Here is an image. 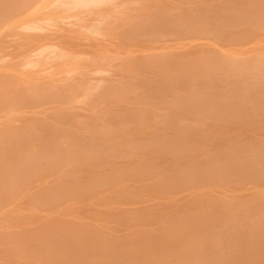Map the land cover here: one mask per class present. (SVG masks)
I'll list each match as a JSON object with an SVG mask.
<instances>
[{"label":"rangeland","instance_id":"rangeland-1","mask_svg":"<svg viewBox=\"0 0 264 264\" xmlns=\"http://www.w3.org/2000/svg\"><path fill=\"white\" fill-rule=\"evenodd\" d=\"M12 1H19V0H0V2H12ZM104 1L106 2V0H87L86 2L77 1L76 2L77 4L74 3L73 5L69 6L70 8L66 6L64 8L63 6H59L58 4H55L54 0H44L43 2L38 4V5L42 4L40 6H36L37 4H35V9L37 7L39 8L37 10L32 9L33 11L31 12L29 16L21 15L17 17L14 23L8 24L1 31V34H0V39H1L0 40V90H1L0 91V97H1L0 102L3 100V103H0V114H1L0 115L1 116L0 117V122H1L0 127H1V124L5 127V124L6 126H8L9 123L10 124L12 123L16 126L21 125L20 127H21V130L23 131L24 137L27 138L28 136L27 140L29 141V143L32 140L34 141V143L33 141L31 143L34 144L36 150L38 146H41L42 144L46 145V147L52 148L50 146V143H52V140H53V143H56L59 146H62L63 148H68V150L66 149V151L68 153H71L70 154L71 156L76 155V152L73 146L75 143H77L78 141L77 138L80 136H83V134H85L84 136L91 137V138H92V135L98 138L99 137L104 138V136L105 137L107 136L106 137L107 139L105 140L108 141V138H109V141H111V144H114L113 146H115L113 147L112 145H110L113 148H103L101 151L98 150L97 152H93L92 154H90L91 156L89 155L88 159H89V163L91 166L89 165V163L88 165H83L79 161L70 162V159H66V161L63 162V161L58 160L59 158L56 157L58 156V154L51 153L47 155L46 154L40 155L39 153H35L36 152L35 150L34 158L37 159L36 163H37L39 171L37 170L38 172L35 174L33 178V181L35 182L34 185L36 187L33 186L34 189L33 191H31V193H33L32 197L29 196L31 195V193H29L26 190L25 186L19 187L17 186V184H14L12 182H9L10 185L8 183V188L6 189V191L0 190V192L2 191L1 193H7L10 197L9 201L5 203L7 205V209L10 210V213L8 215L6 213H5L6 215L2 213L0 214V221H1L0 224L4 226H8L11 229H13V231L16 230L17 232L13 236L6 235L11 240L4 247L10 253H12V256H17V259L21 255L26 256V258L29 259L27 261H32V264L33 263L34 264L36 263L38 264H65L64 261L66 259L69 260L71 256H72L71 258L73 257L75 258L74 254L70 253L71 256L68 254V255H64V257H60V255L59 256L56 255L55 254L56 250L55 251L53 250L56 248L57 244L60 243V240L58 239L57 236L50 237L47 233L49 232L51 227H54L53 232H55L56 235L58 233L65 232V236H66L67 233H72L74 231L80 232L83 228H85L87 229L88 232H93L95 234L97 233V234L103 235L104 240H107L111 244L121 242L127 239L128 237H130L131 234L139 238L141 233H151V236H150L151 240H160L158 245L164 246L163 249L165 250L166 253H168L169 248L167 246H169L173 238H177V237H160V232H159L160 222L158 220L162 221L161 217H167L166 215H163V208H167L169 205L171 208H175V213L178 216L198 215V217H205L206 213L212 212V213H217L218 214L217 216L222 217L220 215H222V212L224 210H228V211H233L235 209L238 210L240 203L248 202V208L250 209V214H251L250 217H230V219H232L233 223L237 225L242 221L250 223V225H254V224L263 225L264 224V117H260L257 119H249L245 122L236 120V121H230V122H224V123H221V122L217 123V122H213L209 120V121H205L202 123L201 122L184 123L185 126L193 128L198 133L202 132L204 134L200 136L196 134V136L190 139L189 142L188 140H186L185 141L186 144H184L185 151L184 153H182L181 151L180 156L175 155V153L173 152H171L170 154L163 153L161 149L157 148V147H160L161 143L158 141V139H155V138L156 136L160 137L164 135L165 136L173 135L172 133L173 130L165 123L162 124V122H159L158 120L157 121L155 120L156 121L155 122L150 117L151 115L150 113L152 112V106H149L144 103L143 104L132 103L134 100H137V98L140 97L142 94H146L147 92L146 80L147 82H150L151 77L153 76L152 72L148 70H145L144 72H142L141 75H139L138 72H141L143 70L142 69L139 70L140 65L137 62H135V60L136 58H141L142 56H146V53L148 52L145 50L149 49L151 47L150 46L151 44H155L158 46L159 45L169 46V44H172V45L176 44L175 46H178L177 44L181 43V41L189 42L190 40H187V41L185 39L180 40V39H177L178 38L177 36L171 35L170 36L171 40L168 42H166V40L165 41L163 40L154 41L155 39L154 40L151 39L152 35L150 33L145 34L144 36H141V37H137L134 34L135 28L131 27L132 25L131 21L125 18L129 17L128 19H130V16L140 13V15H142L145 19V21L143 22V25L146 28H151V25L153 23L152 19L154 17V14L152 11L154 9L147 7L148 6L147 4H151V5L155 4L157 5L155 9L158 8V10L162 11L164 15L166 14L170 15V14H176L178 12L179 9L177 7H179L178 5L179 2L177 1L176 3L178 4L175 5V2L173 0H138V1L134 0L135 2L132 1L131 3L133 4H130L128 0L131 6H127L125 9H123L122 6L126 5L125 3L123 4L124 2L123 0V2L121 1L122 3L119 2L117 4L118 5L117 9H115L116 5L114 2H113L114 4H111V6L112 5L115 6L113 8L112 7L110 8L109 7L110 5L107 6L108 4H106V6L109 7L108 9L107 7H105ZM107 1L108 3L112 2L111 0H107ZM98 3H100L101 5ZM103 3H104V6H103ZM95 5L96 6L100 5L104 7L103 9H108L107 11H103L101 13L102 15L105 14L104 15L105 17L102 16L101 19H99L100 21L98 22H103V20L107 21L108 19L106 20L104 18H107L109 13L112 17H113L112 13L113 14L117 13L118 15L120 13L122 15L118 16L116 14L117 18L114 16L113 21L111 20L113 18L109 15V17L111 18V19L109 18L110 20H108L107 22H103L100 25H97V27H95L96 25L94 23H93L94 24L93 26L91 23L89 24L88 19H87L88 21L87 22L86 19L84 18L87 16L84 12L87 13L89 11L88 13H90L91 10H93V8L96 7ZM144 5H147V6L145 7ZM73 6L74 8H72ZM89 6L90 7L94 6V7L89 9L90 8ZM140 6H143V7L140 8ZM99 7H96L94 9H99ZM120 7H122L121 8L122 10L120 9ZM130 7L133 9L130 10ZM54 8L56 10L62 9L63 12L62 10L60 12L55 11ZM66 8L68 9V12H70L71 17L70 15H68L69 14L68 12H67L68 14L64 13V10L65 12L67 10ZM78 8L79 9L81 8L80 14H78L79 13ZM46 9L48 10L50 9L49 11L52 13H50ZM225 9L227 12L226 21L224 20V23L222 22V25L225 30H229L230 33L234 35V38H232V40H234L233 42L235 44H239V43H245L249 41L247 46L245 47L254 49L253 50L254 52L250 56H246L244 54L242 55L243 57L238 56L235 58L234 55L229 53L232 57H234V60L232 58H228L226 63L228 62L227 65H230L231 63L232 65L238 67L239 69H243V67L246 69L248 67L247 71H244L242 75L244 74H248L250 76H252L251 74L256 75L254 77H250L249 79L258 83L260 82V80H264V0H229L227 8ZM73 10H74V13L72 14ZM126 10H130L132 12V15H129L130 14L129 11H127L128 12L127 14ZM60 13L62 15H60ZM75 13L78 15H76ZM15 15L17 14L15 13ZM36 16H40V18L39 17L37 18ZM44 16L47 18H45ZM54 16L55 18H57L56 16H58V18L59 16L66 17V20L64 18H61L62 20L59 18L61 21L57 19H54V21L61 22L62 26L60 25V23H58V25L62 27L61 28L62 32L67 30L64 32L66 33V35L68 33L67 36H70L69 34H71L69 41L65 40L67 41L66 43L67 45L66 44L64 45L67 49L69 48L71 49V45L74 44L73 43L74 39H75L76 44L78 43V40L81 39L83 42L84 41L85 43L87 42L88 45L87 46L82 45L83 49L86 47L87 48L84 50L80 49L81 50L80 51L78 48H81L80 47L81 45L78 47L77 46L78 44L77 45L75 44V46L78 47L77 49L80 51L79 53H81L82 51L89 53L90 52L89 50L91 49H92V52L89 54H85V52L83 54H79L78 52H76V55H74L76 51L75 49V51L73 52L74 54L68 53L72 55V57L74 56L73 58L75 59H73L69 55L70 56L69 58H72L74 62L71 61L72 59H70V61L66 63L64 62V60L68 61L69 58L68 60L64 58H67V56H64V58L59 57L60 59H62V61L59 58H57L56 60L61 61V63L64 62V64L66 63L65 64L66 66L64 64L60 65L61 63L59 61L58 63L60 64L53 63L56 61L55 60L52 62V65H50L51 63L50 64L47 63V66L50 65L53 67L54 65H57V67L54 66L55 68H57V70L54 67L53 68L50 67L51 69L47 70L46 67L40 63V61H36L39 56L37 57L36 60L34 57L32 58L30 57V59H27L28 56H25L27 58L22 60L24 53L20 55V50L22 48L21 53L24 52V49L22 47V43H23L22 41L25 38L20 37V36L23 33L25 35L27 33V36H29V33H31L32 35L33 34L35 35V33L36 35L39 33L41 34V32L42 34H46V32L47 33L49 32V29L52 31V32L50 31V34H52V33H55L54 32L55 28H56V32L60 31L61 29L58 28L59 26L57 24H56L57 26H55L53 24L51 25L50 23V22H54L53 21ZM81 16H82V19H85L84 22L86 24H85V27L80 26L81 28L80 29L78 26L80 25V23L82 25L84 23V22L82 23V19L80 22L76 24L77 26L74 25L75 23L72 24L71 20L75 19V21L77 22L79 21ZM137 16L139 19V14L136 15L135 17ZM33 17H36L35 20ZM68 17L70 18L68 19ZM118 17H121L120 21H118L119 20ZM32 19L34 20V22ZM37 19H39L40 21ZM48 19H51V20H48ZM42 20H45L47 23ZM125 20L127 21L125 22ZM41 21L43 22L44 26L47 27L48 25L49 29L45 28ZM62 21H63V24L70 26L68 27L69 32H68V29L63 28ZM65 21L66 22L68 21L69 23L67 22L68 24H66ZM117 21L118 23L123 21L125 22V24H123L122 22V26H119V24H117ZM35 22H37L38 24L37 23L35 24ZM40 23L42 24L41 27H39ZM112 23L114 25H112ZM126 23L128 24L127 25L128 27L127 26L124 27ZM110 24L112 26H116L115 24H117L119 28L118 26H116V29H115L116 31H114L115 27L112 28L114 31L112 33L110 32L112 30L110 27L111 26ZM74 26H76V30ZM16 27H19V28L17 29ZM86 27L90 28L91 30L87 29ZM123 27L125 30L123 29ZM15 28L17 30H15ZM82 28H84V30ZM107 28L111 30L108 31L106 30ZM11 29L12 30L14 29V30L12 31ZM85 29H87V31ZM96 29H98V31ZM234 30H236V32L238 33L234 32ZM20 31L21 32L24 31V32L21 33ZM25 31H29V32H25ZM125 31L127 33L126 36H125ZM5 32H8V34H6ZM62 32L60 31V34L63 35L64 33ZM15 33L18 34V36H16ZM119 33L122 36V38L127 37L126 40L128 39V42L127 41L126 43L122 42L124 40L120 39L121 36L120 37L118 36ZM110 35L112 36L114 35L113 38L115 39L113 40L115 42H112L113 41L111 38L112 36ZM18 37H20V40H22L21 41L22 43L20 42V46L18 45L16 46V44H18L17 42L20 41L18 40ZM77 37H80V38L78 39ZM109 37L111 38V40H109ZM129 37L131 40L129 39ZM76 38H77V41H76ZM141 39H144L143 45H147L146 47L142 45V42L140 41ZM223 39H228V37L224 36ZM10 40L11 41L14 40L13 41L14 43L17 40V42L14 44ZM80 42L81 41H79V43ZM101 42H103L104 44ZM11 43H13L12 44L13 47L12 45H8L9 47L8 48L7 44H11ZM90 43L96 49L91 48L92 46H89ZM235 44H233V46ZM98 47L99 48L102 47V49H99ZM15 48L20 49V50H16ZM73 48L70 51H72ZM197 49H198L197 47L176 48L175 53H178L181 56H186V54H189L193 51H197ZM46 51L47 50L45 51L41 50V52L43 53V54L42 53L40 54L41 57L45 53H47ZM93 51H96L97 54H93ZM88 55H90V57H88ZM100 55H102L105 58L104 59L100 58L101 61H99L98 59V61L100 62L99 64L97 61H95V58L97 60V57L99 58ZM87 57L89 58V60L87 59ZM129 57H131V59ZM102 59H103V62H102ZM24 60L25 62H23ZM22 62L24 64H22ZM93 62H95L96 64L98 63V66H96L95 64V66L93 67L92 65L94 64H91ZM79 63H81L80 67H82L83 70H80L79 66H77ZM239 63L243 67H239ZM42 65L44 67L43 69L47 70L48 73H50V70L51 72L54 70L52 73L57 71L58 73L55 72L52 75L56 77L60 76L62 78L65 74L69 75V77L67 75L64 76L66 78H74L75 76L80 77L82 73L92 72L94 71L93 69L96 67L95 72L99 70V73H97L98 72L97 71L96 73L98 75L96 76L95 75L96 73H95L94 77L100 80L102 79L107 80L111 76L113 77L114 75H117L114 77L121 78L122 82L121 84H119L118 88L111 90L106 95L107 97L103 96L104 97L103 99H105L106 101L103 100L102 98L97 97V95L100 96V93H97V92H100L101 88H102V92L105 91L104 90L105 85H102L104 84L103 81H102L103 83L101 84L102 87L98 86L100 89L97 90L96 92L94 91H95V87L97 83L96 84L92 83L93 85L89 87L87 86L88 88H86L83 85L84 86L83 88L78 87L79 88L78 89L77 87H75L78 90L75 88L74 89L68 88V90L66 89L67 90L66 91L64 88V89H60L62 91L59 90L60 92H58L57 89L59 88L52 89L50 88L51 86L49 88L48 86L47 87L45 86L46 85L45 82L48 79H53V76L43 77V76H46L45 74H43V76L39 78V81H35V82L31 81V77H34V74L36 73L35 70L38 68L37 70L39 71L40 70L39 66L42 69ZM87 65H89L88 66L89 69L86 70L84 69V67L86 68ZM75 66L78 67L79 69H77ZM71 68H73L74 70ZM58 69L60 70L58 71ZM28 72L29 73L31 72L32 74L31 73L28 74ZM12 74H14L15 76ZM37 74L38 73L35 74V77L37 76ZM62 74L64 75L61 76ZM28 75L30 76L28 77ZM47 75L49 76L50 74H47ZM16 76L20 78L18 79V77L16 78ZM23 77H26V78H23ZM36 78H38V76ZM41 78L43 79L41 80ZM98 79H94V80H97L98 82ZM21 80H24L23 82H25V84L23 85L25 86H22L23 82ZM25 80L29 82L27 83V81ZM18 81H21V82L17 83ZM5 82L8 84H6ZM39 82H40V85H42V83L45 84L43 85L44 89L42 86L39 85L35 87L36 89L39 87L38 90L36 89L32 90L34 88V85L35 86L38 85ZM93 82H96V81H93ZM14 83L17 84V86L14 85ZM31 83H34V84L31 85ZM28 88L30 89L29 91H28ZM222 88L228 89L229 86H222ZM263 88H264V85H263ZM3 89H6V90H3ZM14 89H16L17 91L16 90L14 91ZM48 89L49 91H47ZM51 89H52V92H51ZM69 89L74 90V92L80 90L79 92H76V95L73 94L74 93L73 91H71L73 92L72 93L73 96H76V98H74L73 100L72 98L69 99L70 98ZM53 90H54V94H53ZM85 91H87V93H85ZM2 93H6V95ZM22 95L24 97L26 96L25 99ZM89 95L91 96L89 97ZM9 97H11V100H9L10 99ZM20 97H22V100ZM43 97L46 99H44ZM2 98H6V99H2ZM16 98L17 99L20 98V99L17 100ZM96 98L98 101L95 100ZM4 100L6 102H4ZM107 100L108 101L110 100L109 101L110 103ZM20 101L21 102L23 101V102L21 103ZM105 102H107L110 105L106 103L105 104L106 107H105L104 106ZM19 103L23 105H20ZM94 105L96 108L93 107ZM23 106L29 107L30 109L23 107ZM48 107L49 108L52 107L53 109L52 108L49 109ZM92 107L98 110L97 111L95 110V112L94 111L92 112L91 111L93 109ZM99 108L100 109L102 108L101 111L99 110ZM253 108L256 109L257 107L254 106ZM260 108H257L255 111L259 109L258 112L259 113L261 112L262 114V112L264 111L263 109H260ZM81 111H84L82 112L83 114L88 113L86 115H90V116H92L93 114L98 115L99 119L95 121L88 119L86 122L84 118L77 117L80 114H82L80 113ZM68 113H71V114H68ZM22 115H25V116L22 118L21 117ZM32 115H34L33 118H32ZM109 115L111 116L109 117ZM37 116H40V117H37ZM105 116H108V118ZM18 117L22 119L23 121L20 119H17ZM28 117L30 119H28ZM80 117L82 116L80 115ZM75 119H78V120H75ZM83 120L84 122H82ZM22 124L25 126L22 127ZM83 124L84 125L86 124L85 129H82L81 127V126H84ZM88 124H90L94 129L87 127ZM88 130L93 131L94 134H91L92 132H88ZM174 136L176 137V135ZM35 139H36V142L39 141V143H42V144H39L37 142L38 146H36L37 143L35 142ZM61 139H64V140H61ZM90 140H88V142H90ZM162 146H166V145H162ZM71 149H72V152H71ZM118 150L119 152H117ZM122 150H123V153H122ZM109 151H110V154H109ZM97 153L103 156L104 158H106V159H103L105 161L109 160L113 162L116 159L115 157L117 156L118 157L117 159L122 162L120 166L123 167L124 166L123 163L125 164V166L123 167L124 174L120 180H117L114 183L113 182L109 183L107 182L106 178H102L101 180L97 182L94 181L93 179L90 180L91 176H89L88 178V175L86 174L87 171L85 170L90 167L93 168L94 161L93 159H91V157H94L95 154ZM113 153H115L116 156ZM25 154H27V152ZM172 156L180 157V160H178V163H177L180 166L179 167L180 169H183L185 167L184 165L186 164V160L195 159V157H198L197 159H199L200 161H205L207 159H215L216 163H220V164H224V162L229 163L230 161L235 162L239 165L238 167L239 172L238 171H231L230 173L224 172V174H227V175L226 176L223 175L224 177L215 179L213 183H210V182L191 183L193 186L195 184V188L194 187L190 188L189 186H185L189 188H183L182 190H186V189L188 190L177 194L175 192L177 189L171 190L172 191L171 192L169 191L168 188H165V186H163L164 174L162 173V170L160 167L161 163L171 161ZM175 158L176 157H174V159ZM142 160L144 162H141ZM55 161L62 163V165L58 167L55 166L56 168H48L46 165H44L45 163H48V162L56 163ZM193 164H195V162ZM246 165H251L252 167L251 166L246 167ZM97 168H100L98 172L104 173L106 169L111 170L112 167H110L109 169L107 168V166L97 167ZM97 168L95 167V169ZM111 171H113V168ZM44 175L48 178L45 179ZM87 179H89L90 181ZM39 180L43 182L40 185H38L40 183ZM47 181L50 183H48ZM37 182L39 183L36 185ZM67 189H69L71 192H67L68 191ZM21 192L23 193L20 195ZM63 192L66 193L65 196L66 195L68 196L66 197L61 196V195H64ZM26 193H29V194L25 196ZM18 194L20 195V198L16 200L17 198L16 195ZM22 195H24V197ZM33 195L37 196V198H34ZM28 196L30 197L29 198L30 201H28L29 200L27 198ZM50 198L52 199L50 200ZM136 207L141 208V210H132V211L130 210V212H128L129 211L128 210L125 213H123L122 211L124 209L136 208ZM118 212L119 214L117 216H111L112 213H118ZM259 220H263V221H261L260 223ZM21 223H26V224H22V225H26L25 227L27 229L25 231L24 230L22 231V228H19V226H22V225H19ZM163 224L166 225L167 223L163 222ZM18 231H20V233ZM0 248L2 249L3 245H1ZM254 251L256 252V250H253V252ZM58 252L60 253L62 252V250L57 251L56 253ZM0 253L3 255V257H4V254H6L5 252L4 253L0 252ZM78 253L80 254L79 256H81L82 253L80 252ZM41 254L45 255V257L49 259L47 260L49 262L47 263L44 262L47 258L44 257L45 259H43ZM250 256L254 258L249 261V264H258V263L262 264V261H260L259 257H257L259 256L258 254L251 253ZM15 258L14 260H16ZM1 260H2L1 263H3V259ZM20 261L24 262L26 260H20Z\"/></svg>","mask_w":264,"mask_h":264},{"label":"bare ground","instance_id":"bare-ground-1","mask_svg":"<svg viewBox=\"0 0 264 264\" xmlns=\"http://www.w3.org/2000/svg\"><path fill=\"white\" fill-rule=\"evenodd\" d=\"M43 1L44 0H19V1H12V2H0V34H1L2 29L5 26H7L8 24L14 23L16 21L17 17H19L21 15L29 16L31 14V12L33 11L32 9H35V4H37L36 6H40L42 4H40V5H38V4L43 2ZM54 1H55V4H58L59 6H63L64 8L66 6V7L70 8L69 6L73 5L77 1L86 2L87 0H54ZM111 1H112L111 3H108L107 0H106V2L104 1L105 7L110 5L109 7L113 8L115 6H113V5L111 6V4L115 3V5H116L115 9H117V7H118L117 4L121 1L123 2V0H120V1L116 0V2H115V0H111ZM125 1L128 2V0H124L123 4L125 3L126 5L122 6L123 9H125L127 6H131L130 4H133V3H131L132 1L135 2L134 0H129V2H130V4H129V2L126 3ZM136 1H138V0H136ZM173 1L175 2V5L178 4V3H176L177 1L179 2V4H178L179 7H177L179 10L176 14H170V15L169 14L164 15V13H162V11H159L158 8L155 9V7H157V5H155V4L154 5L153 4L152 5L147 4L148 6L144 5L145 7L147 6L151 9H154L152 11L154 14V17L152 19L153 23L151 25V28H146L143 25V22L145 21V19L142 15H140V13H138L139 19H138V16L135 17L138 14H136V15L134 14L135 16L132 15V12L130 10L133 8H131V7H130V10H126V12L129 11V13H130L129 15H132V16H130V19H128L129 17L128 18L123 17V18L131 21V24H132L131 27L135 28L134 34L137 37H141V36H144L145 34L150 33L152 35L151 39L152 40L155 39L154 41H158V40L165 41L166 40V42H168L171 40L170 39L171 35L177 36L178 37L177 39H180V40H184V39L186 41L190 40L189 42H184V41L182 42L181 41V43L177 44L178 46H175L176 44H174V45L169 44V46L165 45L166 46L165 47L164 45L158 46L155 44H151L150 45L151 47L149 49L145 50L148 52V53H146V56H142L141 58H136V60H135V62H137L140 65L139 70H141V69L143 70L141 72H138L139 75H141L142 72H144L145 70H148V71L152 72L153 76L151 77L150 82H147V80H146V83H147L146 94H142L140 97L137 98V100H134L132 103H141V104L144 103V104H147L149 106H152V112L150 113L151 114L150 117L154 121L158 120L159 122H162V124L165 123L166 125H168L173 130L172 131L173 135H166V136L164 135V136H160V137L155 135L156 136L155 139H158V141L161 143L160 147H157V148L161 149V151L163 153L170 154L171 152H173V153H175V155L180 156L181 151H182V153H184V151H185L184 144H186L185 143L186 140H188V142H189L190 139H192L196 136V134L199 136L204 134L202 132L198 133L196 130H194L191 127L185 126L184 123H191V122H196V123L201 122L202 123V122L209 121V120H211L213 122H217V123L218 122L224 123V122H230V121H236V120L245 122L249 119H257L260 117H264V112H262V114H261V112L259 113L258 112L259 109L257 111H255L257 108H260V107H261L260 109H263V111H264V88H263L264 80H260V82L256 83V82L249 79L250 77H254L256 75H253V74H251L252 76H250L248 74L242 75V73L244 71H247L248 67L245 69L239 63V67H243V69H239L238 67L232 65L231 63H230V65H227L228 62L226 63L228 58H232L234 60V57H232L229 53L234 55L236 58V57L242 56L244 54L246 56H250L254 52L253 51L254 49L245 47V46H247L249 41L245 42V43L235 44L233 42L234 40H232V38H234V35L232 33H230L229 30H225L223 25H222V22L224 23V20L226 21V13L227 12H226L225 8H227L229 0H173ZM100 3H98V4H100ZM106 4H108V5L106 6ZM127 4H129V5H127ZM100 5H97V6L95 5V6L99 7ZM120 5H122V4H120ZM103 6H104V3H103ZM63 7H61V8H63ZM92 7H94V6H91L89 9H91ZM96 7H94V8H96ZM100 7H99V9L93 8V10H91L90 13H88L89 11L87 13L84 12L87 15V16L85 15L86 17H84V15H83V17L86 19V21L88 19L89 24L91 23L93 26L95 24L96 25L95 27H97V25H100L101 23L107 22L108 20L111 19L109 17L110 13H109L107 18H104L105 14L104 15L101 14L103 11H107L109 9V7H107L108 9H103L104 7H102V6H100ZM122 7H120V9ZM141 7H143V6H140V8ZM38 8L39 7H37L35 10H37ZM72 8H74V6ZM85 8H83V9H85ZM80 9L78 10V12H79L78 14L81 13ZM46 10H48V9H46ZM61 10L55 9V11H58V12H60ZM54 12H53V14H54ZM62 12H63V10H62ZM67 12H68V9L66 10V12L64 10L65 14L69 13L68 15H70V12H68V13ZM15 13L17 15H15ZM50 13H52V12H50ZM61 13H60V15H62ZM73 13H74V10L72 11V14ZM56 14H58V13H56ZM78 14H76V15H78ZM116 14L112 13L113 17L114 16L116 17L118 15V14L117 15ZM127 14H128V12H127ZM119 15H122V14L119 13ZM102 16H104L103 17L104 19H106V20L108 19V20L104 21L102 19L103 22H98V21H100L99 19H101ZM106 16H107V14H106ZM36 17L40 18V16H36ZM36 17H33L34 20ZM56 17L57 18H55V16H54L53 21H54V19L60 20L61 18H64L66 20V17H60L59 16L60 19L58 18V16H56ZM70 17H71V15H70ZM70 17H68V19ZM45 18H47V17H45ZM118 18H119L118 21H120L121 17H118ZM64 19H63V21H64ZM81 19H82V16L79 19V21H77V22L75 21V19L71 20L72 24L75 23L74 25H76L78 22L81 21ZM85 19H82V23L84 22ZM34 20H33V22H34ZM37 20H39V19H37ZM48 20H51V19H48ZM76 20H78V19H76ZM111 20L113 21L114 18ZM127 20H125V22ZM42 21H45V20H42ZM60 21L59 22L54 21L55 23L54 22H50V23H51V25L53 24V25L57 26L58 23H60V25H61ZM63 21H62V24H63ZM118 21H117V24H119V26H122L123 21H121L119 23H118ZM67 22H66V24L69 23V22L68 23ZM125 22H123V24H125ZM36 23L37 22H35V24ZM96 23H98V24H96ZM114 23H115V21H114ZM245 23H246V21H245ZM42 24H43V22H42ZM42 24L40 23L39 27H41ZM85 24L86 23L84 22L83 23L84 26H83L80 23V25L78 24L79 25L78 27L79 28H80V26L85 27ZM117 24H115V25L118 26ZM112 25H114V24L112 23ZM112 25L110 26L111 29L115 27L114 31H116L115 30L116 26H112ZM127 25L128 24L126 23V25H124V27H126ZM22 26H21V28H22ZM43 26H44V24H43ZM76 26H74L75 30H76ZM119 26H118V28H119ZM44 27L48 28V25H47V27L46 26H44ZM68 27H70V26L63 24V28L68 29V32H69ZM124 27H123V29H124ZM16 28L18 29L19 27H16ZM16 28H15V30H17ZM58 28L61 29L62 27L59 26ZM109 28H107L106 30H108V31L111 30ZM51 29H52V27H51ZM82 29L84 30V28H82ZM87 29H90V28H87ZM87 29H85V30L87 31ZM54 30L53 31L57 34H55V33L50 34L51 30L49 29L48 33L45 31L46 34H42V32H41L42 35L40 33L37 35H36V33H35V35L34 34L32 35L31 33H29V36H27V33L25 35L23 33L24 31L21 32L22 31V29H21L20 32L23 33L22 35H24V36H22V35L21 36L19 35V36L23 37L25 39L22 41V40H20V37H18V40H20V41L17 42V40H16V42L18 43V44H16V46L17 45L20 46V42L22 41L23 43L22 42L21 43H22V47L24 49V52L21 53V50H22L21 47H20L21 50L17 49V48H15V49L20 50V55L24 53L22 60L27 58L25 56H28L27 59H30V57L31 58L34 57L36 60L37 57L39 56L36 61H40V63L43 64L47 70H49V69H51L50 67H52L50 65H52V62L55 61L57 58H59V57L64 58V56H67V58H64V59L68 60V58L70 56L72 57V55H70V54H74L73 52L75 51V49H76V51H75L74 55H76V52L79 53L81 51L80 49H83L82 45H84V46L88 45L87 42H86L87 43L86 44L85 41L83 42L81 39L78 40V43H77L78 45H77L75 43V39H74V42H73L74 44L71 45V49L73 47L74 48L72 51H70L71 49L70 48L67 49L64 44H66L67 41H69L71 34H69L70 36H67L68 33H67V35H66V33H64L67 30L62 32V29H61L60 31L62 33H64L62 35V34H60V31L56 32V28ZM96 30L98 31V29H96ZM8 31H10V30H8ZM40 31H38V32H40ZM72 31H73V29H72ZM77 31H76V33H77ZM95 31H93V32H95ZM114 31L112 29L110 32L113 33ZM25 32H29V31H25ZM88 32H89V30H88ZM118 32H120V31H118ZM234 32H236V30H234ZM5 33L8 34V32H5ZM58 33H59V35H58ZM71 33H73V32H71ZM80 33H81V31H80ZM236 33H238V32H236ZM30 34H31V36H30ZM121 34H122V32H121ZM126 34L127 33L125 31V36H126ZM16 36H18V34H16ZM66 36L68 39L66 38ZM110 36H112V35H110ZM118 36L119 37L121 36L120 33ZM224 36L228 37V39H223ZM13 37H14V35H13ZM113 37H114V35L111 37L112 40L115 39ZM77 38L79 39L80 37H77ZM77 38H76V41H77ZM111 38L109 37V40H111ZM126 38L127 37H123V38H122V36L120 37V39L124 40V41L121 40L124 43H126V41L128 42V39L126 40ZM129 39H130V37H129ZM202 39L205 42H203ZM206 39H207V41H206ZM65 40H67V41H65ZM13 41L14 40H12L11 42H13ZM79 41H81V42L79 43ZM136 41H138V40H136ZM140 41L142 42V45H143L144 39H141ZM199 41H201V42H199ZM112 42H115V41L113 40ZM13 43L7 44V47H8V45H12ZM101 43H103V42H101ZM129 43H130V41H129ZM75 44L78 47L81 45L80 46L81 48H78L77 46H75ZM233 44H235V45L233 46ZM89 46H92V44L90 43ZM143 46L146 47L147 45H143ZM12 47H13V45H12ZM185 47H197L198 49H197V51H193L189 54H186V56H181L178 53H175L176 48H185ZM86 48H84V49H86ZM91 48H94V47L92 46ZM89 49H87V50H89ZM94 49H96V48H94ZM99 49H102V47ZM165 49H167V50H165ZM14 50H12V51H14ZM41 50H43V51L47 50L46 51L47 53H45L42 57L40 55L42 53ZM89 51H90L89 53H91L92 49ZM84 52L82 51L79 54H83ZM68 53H70V54H68ZM89 53L85 52V54H89ZM93 54H97V52L93 51ZM98 54H100V53H98ZM90 55H88V57H90ZM229 55H230V57H229ZM101 56L102 55H100L99 58L97 57V60L95 58V61H97L99 64H100L99 61H101L100 58H103V59L105 58V57H103V56L101 57ZM88 57H87V59L89 60ZM72 58H69L68 61H65L64 59L63 60H64V62L67 63ZM129 58L131 59V57H129ZM73 59H75V58H73ZM73 59L71 61L74 62ZM98 59H99V61H98ZM103 59H102V62H103ZM60 60L62 61V59H60ZM58 61L56 60L53 63H58ZM61 61H59V62L61 63ZM23 62H25V60ZM23 62H22V64H24ZM64 62L61 64L60 63H58V64L63 65ZM47 63L48 64L51 63L50 65H48L49 67L47 66ZM98 63L96 64L95 62H93L91 64H94V65H92L94 67L95 64H96V66H98ZM80 64L81 63H79L77 66H79L80 70H83V68L80 67ZM43 65H42V69L40 68L41 65L39 66V69H40L39 71L37 70L38 68L36 70L34 69L35 72L38 73L37 74L38 78H36L37 76L35 77L36 73L35 74L33 73L34 77H31V81H34V82L39 81V78L42 77L43 74L46 75L43 77L53 76V79H48L46 82L43 81V82H45L46 85L44 83H42V85H40V82H41L40 81L38 83V85H36V86L34 85V88L32 90H35L36 89L35 87H37L39 85L42 86L44 89L43 85H45L46 87L48 86V88L51 86L50 88H52V89L53 88H56V89L59 88V89H57V91L60 92V91H62L60 89H64V88H65V90L66 89L68 90V88L74 89L75 87L83 88L84 86L86 88H88L89 86L97 83L96 87H98V86L102 87V85L106 86V87L104 86V90H105L104 92H102V88H101L100 92H97V93H100V96H101L100 97L99 95H97V97L103 99L111 90L118 88L119 84H121V82H122L121 78L114 77L117 75H114L113 76L114 78L111 76L107 80L106 79L100 80V79L94 77V74L97 71H98L97 73H99V70H97L95 72L96 67L93 69L94 71L82 73L80 77L75 76L76 78L75 77L74 78H66L64 76L67 75L69 77V75L68 74H65V75L62 74L61 76L64 75L62 78L60 76L56 77V76L52 75L55 72H57V71H55L54 73H52L54 71L53 69H52L53 70L52 72L50 70V73H48L47 70L43 69L44 68ZM111 65H113V64H111ZM54 66L57 67V65H54ZM88 66L89 65H87L86 68L84 67V69H86V70L89 69ZM99 66H101V65H99ZM90 67H91V65H90ZM73 68H74V66H73ZM73 68H71V69H73ZM76 68L79 69L78 67H76ZM55 69L57 70V68H55ZM59 70L60 69H58V71ZM68 70H69V68H68ZM86 70H84V71H86ZM81 72H83V71H81ZM30 73L28 72V74H30ZM64 73H66V72H64ZM75 73H73V74H75ZM92 73H93V75H92ZM97 73L95 74L96 76L98 75ZM47 74H50V75L48 76ZM12 75H14V74H12ZM12 75H10V76H12ZM29 76L30 75H28V77ZM17 77L18 76H16V78ZM19 78L20 77H18V79ZM23 78H26V77H23ZM42 79L43 78H41V80ZM94 79H98V82H97V80H94ZM11 80H13V79H11ZM21 81L23 82L24 80H21ZM21 81H18L17 83H19ZM25 81H27V80H25ZM93 81H96V82H93ZM102 81L104 82V84H102L103 83ZM28 82L29 81H27V83ZM87 83H88V85H87ZM98 83L100 85L101 84L102 85L100 86ZM6 84H8V83H6ZM12 84H13V82H12ZM23 84H25V82L22 83V86H25ZM32 84H34V83H31V85ZM14 85L17 86V84H15V83H14ZM26 85H28V84H26ZM222 86H229V88L224 89V88H222ZM96 87H95L94 92H96L97 90L100 89L99 87L98 88H96ZM38 88L36 90H38ZM77 88H75V89H77ZM16 89H14V91ZM52 89H51V92H52ZM3 90H6V89H3ZM29 90L30 89L28 88V91ZM47 91H49V89ZM71 91L74 92V90H70L71 94L73 93ZM79 91H76V92H79ZM76 92H74L73 94L76 95ZM6 93H2V94L6 95ZM70 93H69L70 98L68 97L69 99L72 98V100H73L74 98H76V96H73V94H72V96H73L72 97ZM85 93H87V91H85ZM53 94H54V90H53ZM8 95H9V93H8ZM91 95H89V97ZM4 96H2V97H4ZM25 97H24V99H25ZM44 97H46V96H44ZM9 98H10L9 100H11V97H9ZM20 98L22 100V97H20ZM20 98H18V99H20ZM2 99H6V98H2ZM44 99H46V98H44ZM95 100H97V98ZM103 100H105V99H103ZM97 101H95V102H97ZM4 102H6V101L4 100ZM0 103H3V100ZM27 103H29V102H27ZM106 103L107 102L104 103V106ZM20 105H23V104H20ZM108 105H110V104H108ZM254 106H256L257 108L254 109L253 108ZM23 107H26V106H23ZM93 107H95V105ZM26 108H29V107H26ZM51 108H49V109H51ZM3 109H4V107H3ZM93 109L91 111L95 112L96 109H94V110ZM101 109L99 108L100 111H101ZM4 111H5V109H4ZM91 111H89V112H91ZM60 112H62V111H60ZM82 112H84V111H81L80 113H82ZM68 114H71V113H68ZM86 114H88V113H84V114L82 113V114H80L82 117H80V115L77 117L84 118V120H86V122L88 119L94 120V121L99 119L98 115L93 114L92 116H90V115H86ZM89 114H91V113H89ZM24 116L25 115H22L21 117L23 118ZM110 116L111 115H109V117ZM33 117H34V115H32V118ZM37 117H40V116H37ZM105 117L108 118V116H105ZM105 117H104V119H105ZM17 119H20V118L18 117ZM28 119H30V118L28 117ZM20 120H22V119H20ZM75 120H78V119H75ZM84 120L82 122H84ZM20 123H21V121H20ZM11 124L9 123L10 126L9 125L6 126V124H5V127L1 124V127H0V190H4V191H6V189L8 188L9 182L17 184V186H19V187L25 186L26 190L29 193H31V191H33V189H34L33 186L36 187L34 185L35 182L33 181V178H34L35 174L39 171L37 163H36L37 159L34 158L35 153H39L40 155H43V154L47 155V154H51V153L58 154V156H56V157H58L59 158L58 160H60V161L64 162V161H66V159H70V162L79 161L83 165H88V163H89L88 157L90 154H92L93 152H97L98 150L101 151L103 148L115 147V146H113L114 144H111V141H109V138H108V141L105 140V139H107L106 138L107 136L106 137L104 136V138H102V137L98 138V137H94L92 135V138H91V137H86V136H84L85 134H83V136H80L77 138L78 141L73 146V148L75 149V152H76L75 156H71L70 155L71 153H68L66 151V149L68 150V148H63L62 146H59L58 144L53 143V140H52V143H50V146L52 148H49V147H46V145H43L42 143H39V141H37L39 144L43 145V146L42 145L38 146V143L36 142V139H35V142L37 143V145L36 144L35 145L38 146V148L36 150L35 146L33 144L34 141L32 140L33 143H31L32 141L29 143V141L27 140L28 136H27V138L24 137L23 131L21 130V127H20L21 125L16 126L14 124H12V125ZM74 124H76V123H74ZM85 125L81 126L82 129H85V127H86ZM88 125H90V124H88ZM88 125H87V127L94 129L91 125H90L91 127ZM23 126H25V125L22 124V127ZM88 132H92L91 134H94L93 131L88 130ZM85 133H87V132H85ZM174 135H176V137ZM90 138H91V140H90ZM37 140H39V139H37ZM61 140H64V139H61ZM88 140H90V142H88ZM155 143H157V142H155ZM110 145H112L113 147ZM162 145H166V146H162ZM35 150H36V152L34 153ZM26 152H27V154H25ZM71 152H72V149H71ZM117 152H119V150ZM98 153L95 154L94 157H91V159H93V161H94L93 162V168L90 167V168L85 170V171H87L86 174L88 175V178H89V176H91L90 180L93 179L96 182L101 180L102 178H106L107 182H109V183H112V182L114 183L117 180H120L124 174L123 173V171H124L123 167L125 166V164L123 163V165H124L123 167L120 166L122 162L117 159L118 157L116 156L115 153H113V154H115L116 159L113 162L109 161V160H106V161L103 160L106 158L99 155ZM122 153H123V150H122ZM109 154H110V151H109ZM177 156H174V157H176L175 159L172 156L171 161L161 163V166H160L162 173L164 174L163 186H165V188H168L169 191L177 189L175 191L177 194L188 190V189L182 190L183 188H189V187L195 188V184L193 186L191 183H196V182L213 183L215 181V179L224 177L223 175L226 176L227 174H224V172L230 173L231 171H238V167H239V165L237 163L231 162V161L229 163L224 162V164H220V163H216L215 159H207L205 161H200L199 159H197L198 157H195V159L186 160V164L184 165L185 167L183 169H180L179 168L180 166L177 164L178 160H180V157H177ZM55 162L56 163L48 162V163H45L44 165H46L48 168H56V167L62 165V163H60V162H57V161H55ZM141 162H144V161L142 160ZM194 162H195V164H193ZM91 164H92V162H91ZM102 164H104V165H102ZM248 164H250V163H248ZM89 165H90V163H89ZM106 166H107V168L109 166L112 167L113 171H111L112 168L110 170L109 169L110 167H109L108 168L109 170L106 169L104 173L98 172V170L100 168H97V167H106ZM247 166L250 167L251 165H246V167ZM95 167L97 169H95ZM41 168H43V167H41ZM41 168H39V169H41ZM85 171H83V172H85ZM47 175H48V173H47ZM46 178H48V177L45 176V179ZM41 180H39L40 183L37 182L36 185L38 183H39L38 185H40L41 183L44 182L43 180H42L43 182ZM87 180H89V179H87ZM50 181H51V179H50ZM52 181H54V180H52ZM48 183H50V182H48ZM9 185H10V183H9ZM185 186H189V187H185ZM67 190H66L67 192H71L69 189H67ZM1 192H0V214L6 213L8 215L10 213V210L7 209V205L5 203L7 201H9L10 197L7 193H1ZM171 192H169V193H171ZM22 193L23 192H21L20 195ZM29 193H26L25 196H27V194H29ZM32 194L33 193H31V195H29V196L32 197ZM65 194L66 193H64V195H61V193H60L61 196H64V197L68 196V195L65 196ZM20 195L19 194L16 195L17 196L16 200H18L20 198ZM10 196H12V195H10ZM22 196L24 197V195H22ZM29 196L27 197L28 199L30 198ZM34 198H37V196H34ZM51 199L52 198H50V200ZM28 201H30V199ZM130 210L131 211L132 210H141V208H138V207L128 208V209H124L122 211H123V213H125L127 211L130 212ZM61 214H62V212H61ZM118 214H119V212L118 213H112L111 216H117ZM163 215H166L167 217H161L162 221L158 220L160 222V228H159L160 237H177L178 238V239L173 238L171 240L172 242L169 244V246H167L169 248L168 253H166L165 250L163 249L164 246L158 245L160 240H151V237H150L151 233H141L139 238L137 236H133L131 234L130 237H128L127 239H125L121 242L115 243V244H111L107 240H104L103 235H100L97 233L95 234L93 232H88L87 229H85V228H83L80 232L74 231L72 233H67L65 236V232L64 233H58L56 235L55 232H53L54 227H51V229L49 230V232L47 234L50 237L57 236L58 239L60 240V243L57 244L56 248L53 251L56 250V252H57V251L62 250V252H60V253L55 252L56 255H58V256L60 255V257H64V255L69 254L71 256V254H74L75 258L74 257L71 258L72 257L71 256L69 260L66 259L68 261H66V260L64 261L65 264L66 263L67 264H83V262H84V264L85 263L86 264H123V263H125V264H249V261L254 258V257L250 256L251 253L258 254L259 256H257V257H259V260L262 261V264L264 262V224L263 225H255V224L250 225V223L242 221L237 225V224L233 223L232 219H230V217H250L251 214H250V209L248 208V202L240 203L238 210H236V209L233 211L224 210L222 212V215H220L222 217H219V216H217L218 215L217 213H212V212L206 213L205 217H198V215L178 216L175 213V208H171L170 205L167 208H163ZM259 221L261 223V221H263V220H259ZM163 222H165L167 224L164 225ZM22 224H26V223H21L19 225H22ZM25 226L26 225H22V226H19V228H22V231L23 230L25 231L27 229ZM30 227H29V229H30ZM18 232L20 233V231H18ZM16 233H17L16 230L13 231V229H11L10 227L0 224V246L3 245V248L2 249L0 248V252L6 253V254H4V257L0 253V256L2 255L0 257V264H32V261H27L29 259H27L26 256L21 255L20 257L18 256L19 258L17 259V256H12V253H10L4 247L11 240L6 235L13 236ZM21 234H22V232H21ZM108 243H109V245H108ZM253 250H256V252L255 251L253 252ZM78 252L82 253L83 256H82V254H81V256H79L80 254ZM77 254H78V256H77ZM9 255L11 256V258ZM42 257H43V259L47 258V257H45V255H42ZM14 258L16 260H14ZM1 259H3V263H1V261H2ZM20 260H26L27 262L26 261L23 262ZM47 260H49V259L47 258L45 261L44 260L43 261L47 263V262H49ZM36 264H38V263H36Z\"/></svg>","mask_w":264,"mask_h":264}]
</instances>
